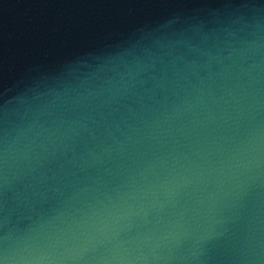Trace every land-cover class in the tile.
<instances>
[{"label": "water", "instance_id": "obj_1", "mask_svg": "<svg viewBox=\"0 0 264 264\" xmlns=\"http://www.w3.org/2000/svg\"><path fill=\"white\" fill-rule=\"evenodd\" d=\"M0 264H264V0H0Z\"/></svg>", "mask_w": 264, "mask_h": 264}]
</instances>
